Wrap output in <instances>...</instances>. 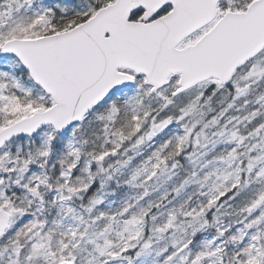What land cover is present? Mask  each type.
I'll use <instances>...</instances> for the list:
<instances>
[{"label": "snow or ice", "instance_id": "snow-or-ice-1", "mask_svg": "<svg viewBox=\"0 0 264 264\" xmlns=\"http://www.w3.org/2000/svg\"><path fill=\"white\" fill-rule=\"evenodd\" d=\"M0 264H264V0H0Z\"/></svg>", "mask_w": 264, "mask_h": 264}]
</instances>
